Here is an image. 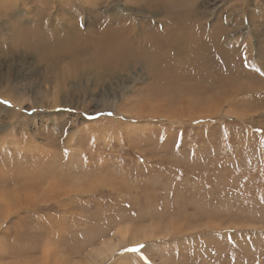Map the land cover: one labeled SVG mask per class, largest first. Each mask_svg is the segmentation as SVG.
I'll return each mask as SVG.
<instances>
[{
	"label": "rangeland",
	"instance_id": "1",
	"mask_svg": "<svg viewBox=\"0 0 264 264\" xmlns=\"http://www.w3.org/2000/svg\"><path fill=\"white\" fill-rule=\"evenodd\" d=\"M159 1L0 0V264H264V0Z\"/></svg>",
	"mask_w": 264,
	"mask_h": 264
},
{
	"label": "bare ground",
	"instance_id": "2",
	"mask_svg": "<svg viewBox=\"0 0 264 264\" xmlns=\"http://www.w3.org/2000/svg\"><path fill=\"white\" fill-rule=\"evenodd\" d=\"M166 1V0H164ZM147 3V2H146ZM159 4H157L158 6H162L163 5V0L159 1L158 2ZM167 3V2H166ZM154 5V4H152ZM189 13V10H185L184 11V17H182L181 19L183 20L186 15ZM174 18V17H173ZM180 23V22H179ZM183 23V22H182ZM173 24V23H172ZM185 24V23H183ZM182 24V25H183ZM185 26V25H184ZM184 26H178V23L176 24L175 27L171 28L170 31H168V38H170V40H174V38H179L181 40H191V34L189 33H185L184 31ZM180 28H182L180 30ZM61 29V28H60ZM47 30V29H46ZM37 31V30H36ZM41 31V30H40ZM48 32V31H47ZM58 32V31H57ZM33 33V32H32ZM46 33V32H45ZM147 33V32H146ZM196 33V32H195ZM34 34V33H33ZM32 34V36H33ZM43 36V34H42ZM197 37V36H196ZM36 38V37H35ZM21 39V38H19ZM26 39V38H25ZM35 40H39L37 41V44H40L42 43L41 40H44L43 38H36ZM159 39H155V40H152L151 37H148L146 38L145 41H141V40H136L133 44L131 45H128L127 48H123L125 50L123 51H120L118 50L119 52L117 53L118 57L117 59L113 60V62L111 63H108L104 66H116V67H123V66H128L132 61L134 60H139V59H142L144 57L145 54L148 55H152L153 56V59L155 58L156 59V63L157 65L161 62H163L164 60H166L168 58H171L172 59V65H175L177 64L179 61H182V59H176L177 57V54L174 53L173 51H171L167 46H163V43H161V46L159 45V42L160 41H157ZM195 40V38L193 39ZM199 42L202 43V47H203V50L201 49V52L203 54V51H204V54H205V60L209 63V64H212V58L210 59V51H211V47L212 45H216L218 43V41H215V40H212V43H209V44H206L205 42H203V37H197V39ZM29 41V40H28ZM176 41V40H175ZM129 42V41H128ZM29 43V42H28ZM87 44V43H85ZM174 44H177V42H172V45ZM208 46H206V45ZM28 45V44H27ZM34 45V43H33ZM154 45V50H150V46H153ZM20 46H23V45H20ZM19 46V47H20ZM40 46V45H39ZM82 46V45H81ZM32 47V46H31ZM190 47V46H189ZM22 48V47H21ZM82 48V47H81ZM195 48V46H194ZM19 49V48H18ZM196 49V48H195ZM82 51V49H77V52H80ZM203 54V55H204ZM209 54V55H208ZM150 58V56H149ZM217 58V57H216ZM148 60V58H147ZM151 60V58H150ZM143 61V60H142ZM259 63V62H258ZM165 64V63H164ZM152 66V65H151ZM107 70V69H106Z\"/></svg>",
	"mask_w": 264,
	"mask_h": 264
}]
</instances>
